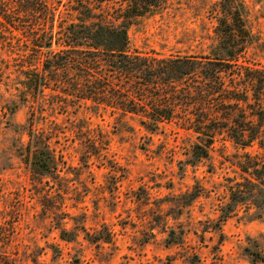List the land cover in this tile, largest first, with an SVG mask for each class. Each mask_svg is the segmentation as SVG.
Listing matches in <instances>:
<instances>
[{"label":"trees","instance_id":"trees-1","mask_svg":"<svg viewBox=\"0 0 264 264\" xmlns=\"http://www.w3.org/2000/svg\"><path fill=\"white\" fill-rule=\"evenodd\" d=\"M167 1L0 0V89L9 93L10 117L22 107L27 109L24 123L15 124L18 135L11 150L61 241L73 243L82 235L90 245L100 247L112 238L105 226L89 233L84 215L78 223L77 217L48 201L52 197L47 192L59 193L70 174L61 153L63 136L69 134L71 142H78L84 166L91 158L104 157L101 151L107 141L92 134L89 123L77 113L134 115L148 133L178 118L183 129L195 136L183 162L189 166L209 158V148L221 131L241 149L255 143L264 151V71L241 61L250 38L244 4L220 0L206 55L159 56L132 49L129 27L154 15ZM59 118L73 130L61 131ZM20 135L25 136L24 143ZM243 159L238 163L242 181L228 186L223 219L238 205L264 209V165L248 154ZM199 195L194 187L168 202L185 208ZM180 213L169 210L164 216L175 219ZM7 214L6 208L0 209V264H20L28 249L25 246L22 255L12 254L16 231L10 225L17 221L10 223ZM65 220L74 223L71 231L63 226ZM166 234L173 238L175 231ZM48 248L59 253L55 246ZM259 256L255 253L253 262ZM189 264L200 260L192 255Z\"/></svg>","mask_w":264,"mask_h":264},{"label":"rangeland","instance_id":"rangeland-1","mask_svg":"<svg viewBox=\"0 0 264 264\" xmlns=\"http://www.w3.org/2000/svg\"><path fill=\"white\" fill-rule=\"evenodd\" d=\"M235 1L244 4L250 33L241 61L264 71V0ZM219 2L168 0L154 15L129 27L131 48L159 56L208 54ZM12 63L6 67L10 69ZM9 97L1 88L0 209L9 212L10 223L17 221L10 225L16 231L12 254L22 255L24 247L28 249L20 264H33L30 259L36 264H189L192 255L200 264H264V209L238 205L226 219L221 212L227 211L228 186L242 181L238 163L245 161L243 155L264 165V151L255 143L241 149L221 131L209 148V158L189 166L183 162L195 136L183 129L178 118L148 133L134 115L77 113L89 123L92 134L107 141L101 151L104 157L91 158L84 166L78 142H71L69 134L63 136L61 153L70 174L61 184L62 192H47L52 197L48 201L77 217L78 223L84 215L89 233L105 226L112 238L100 247L90 245L82 235L66 243L58 238L50 214L41 209L23 165L11 150L18 135L15 124L24 123L27 109L22 107L10 117ZM59 122L64 133L73 130L69 122L61 118ZM20 139L26 140L24 135ZM194 187L200 195L190 206L178 208L168 202ZM169 210L181 213L175 219L165 217ZM258 213L259 218L252 216ZM63 226L71 231L74 223L65 220ZM169 229L175 231L173 238H167ZM169 241H174L172 246H166ZM50 246L59 253H52ZM255 253L260 258L253 262Z\"/></svg>","mask_w":264,"mask_h":264}]
</instances>
